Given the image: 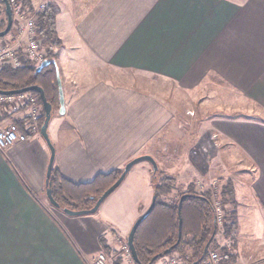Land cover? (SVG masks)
Returning a JSON list of instances; mask_svg holds the SVG:
<instances>
[{
    "label": "crops",
    "instance_id": "0c3cea01",
    "mask_svg": "<svg viewBox=\"0 0 264 264\" xmlns=\"http://www.w3.org/2000/svg\"><path fill=\"white\" fill-rule=\"evenodd\" d=\"M43 4L57 11L61 42L66 112H52L48 128L61 176L88 184L160 153L180 126L176 89L205 108L220 98L209 115L221 117L199 132L220 163L236 164L226 175L238 204L230 254L233 264H264V0H32ZM24 119L15 118L19 141L0 150V264H93L102 240L119 249L152 202L148 168L132 169L96 214L69 217L48 202L51 151ZM206 168L193 177L209 187Z\"/></svg>",
    "mask_w": 264,
    "mask_h": 264
},
{
    "label": "trees",
    "instance_id": "16d2710c",
    "mask_svg": "<svg viewBox=\"0 0 264 264\" xmlns=\"http://www.w3.org/2000/svg\"><path fill=\"white\" fill-rule=\"evenodd\" d=\"M29 11H33L32 0H19ZM5 19L7 20L5 11ZM57 11L53 6H48L44 12L38 14V27L43 38V44L56 45L60 49L61 42L56 32ZM4 24L0 26L3 31ZM51 59H56L55 55ZM38 67L31 64L21 69L4 67L0 72V91H20L32 86H38L45 92L47 101L52 105L53 112L59 111V91L57 88L56 67L51 64L37 72ZM35 95L40 105L42 102L37 93ZM44 113V112H43ZM45 120V113L39 121L41 130ZM123 169L112 171L108 174L98 175L94 181L88 184L76 185L61 176L59 171L52 168L50 177L46 180V189L50 188L54 200L60 205V209L73 211H87L94 208L101 196L113 186L121 177ZM153 197H156V205L151 215L140 225L134 239L135 249L140 264H157L160 259L171 254H178L180 257L186 251H192L190 264L207 259L214 244L217 231L213 211V203L210 194L197 195L193 191L182 194L175 203H164L161 196L170 193L165 190L166 185L170 186L172 179L159 171L153 174ZM167 188V187H166ZM222 197L224 202L237 206L235 190L232 182L228 181ZM183 198L182 204V237L179 240V214L178 205ZM231 199V201L229 200ZM236 209L229 215L228 223L224 230L226 238H230L237 229ZM215 235V236H214ZM214 236V237H213ZM206 246L208 250L205 251ZM104 251L109 248L102 240ZM224 263L233 264L235 257L228 249L223 250Z\"/></svg>",
    "mask_w": 264,
    "mask_h": 264
},
{
    "label": "rangeland",
    "instance_id": "374dc122",
    "mask_svg": "<svg viewBox=\"0 0 264 264\" xmlns=\"http://www.w3.org/2000/svg\"><path fill=\"white\" fill-rule=\"evenodd\" d=\"M2 24H4L3 30H5L7 26V20L5 19L4 14H0V26ZM15 32H17V30L14 27L12 28L10 34L7 37L0 40V44H2L3 42L11 44L12 40L16 36ZM26 39V37H23L24 42H26ZM56 52L54 54L55 56ZM165 93H168L167 89H165ZM169 98L170 103L175 106V121L180 126L176 128V131L174 135L170 137V140L168 139L167 143L165 144V147L159 149L160 153L154 152L153 154L156 160L158 161L160 171L163 172L165 176H168L172 179L171 185H166L167 188L165 187L166 191L170 189V193L162 195L160 200L164 203H175L178 201L182 194L191 191H193L197 195L210 194L212 203L221 204V206L225 210L228 223L229 215L235 209H238V204L236 203V207H234L230 203L226 204L222 197V192L228 181L231 180L229 178L227 179L226 175L232 173L236 164L227 161H224V164L220 163L221 156H218L219 148L217 149L213 144H209L208 142H206L204 136H201L200 138L199 132V129L203 122L207 121L211 117H221V115L218 114L209 115L210 112L216 113L214 107L216 104L220 103V98L207 100L213 106V108H210V106L208 108H205L203 104L205 100L198 101L195 104V101L192 100V97H190L189 93L183 90L182 92H179L176 89V92H174V94L171 93ZM225 101L228 103H236L237 100L232 97L228 98V100ZM210 109H214V111H210ZM28 113L29 110L26 108H21L19 110L14 111L11 110L10 113L6 115V118H4L5 116H0V122L2 120H5L7 123L12 122L17 124V120H15V118L18 116L26 117V119L24 120H27ZM209 159H212V163L210 162L209 164H207V161ZM223 160H227V158L225 157V159L223 158ZM208 165L210 167L212 166V172L214 174L213 179L216 178L217 180L214 181V184L212 186H209L211 187V189L207 186V184H199V179L197 177H193V175L195 174H204L207 170L206 166ZM142 166H146L148 168V173L153 178V168L148 162L139 163L133 168V171L135 172V170H138ZM226 167L229 169L230 172L227 173L228 170L226 171L225 169L226 173H222L224 172V168ZM196 182L198 184H195ZM241 197H243V195H241ZM229 201H231V199ZM245 202H248L247 198L245 199ZM226 225L221 228L216 227L217 235L212 249L209 253H215L217 249L226 246H230L229 252L233 253L235 251L237 243L235 241L234 236L226 238L224 235ZM126 246L127 239L125 243L119 246V249L112 250L108 247L109 252L103 251V253L107 256V264H136L133 258L127 252ZM171 255L177 256L182 261V264H190L192 261V251H186L183 257H180L178 254Z\"/></svg>",
    "mask_w": 264,
    "mask_h": 264
},
{
    "label": "built area",
    "instance_id": "2783aa9c",
    "mask_svg": "<svg viewBox=\"0 0 264 264\" xmlns=\"http://www.w3.org/2000/svg\"><path fill=\"white\" fill-rule=\"evenodd\" d=\"M13 13V28L17 32L15 40L11 44L3 42L0 44V72L4 67L13 69L24 68L28 64L39 67L45 60L51 59V56L57 51L56 45L43 44V38L40 35L38 27V14L44 12L48 5H40L38 8L33 7L29 11L19 0H8ZM5 11V5L0 0V14ZM26 37V42L23 41ZM2 40V39H1ZM26 108L29 110L27 119L30 120L31 128L37 130L39 121L43 115V107L40 105L38 98L31 94L25 93L20 95H0V116L10 113L11 110ZM21 135L17 124L7 123L5 120L0 122V150H5L19 141ZM215 225L221 228L226 225V212L219 203L213 204ZM230 246L221 247L215 253H209L207 259L200 264H225L223 250ZM127 252H131L126 246ZM132 257V256H131ZM107 256L101 253L93 264H107ZM158 264H182V261L175 255H168L160 259Z\"/></svg>",
    "mask_w": 264,
    "mask_h": 264
},
{
    "label": "water",
    "instance_id": "95a60500",
    "mask_svg": "<svg viewBox=\"0 0 264 264\" xmlns=\"http://www.w3.org/2000/svg\"><path fill=\"white\" fill-rule=\"evenodd\" d=\"M4 5H5V14L7 17V26L5 28V30H3L2 32H0V40L7 37L12 28H13V13H12V9L10 6V3L8 0H2ZM53 64L56 67V71H57V88L59 91V104H60V108H59V114L60 115H64L66 112V108H65V98H64V94H63V90H62V83H61V78H60V73L57 67V63H56V59H48L45 60L37 69V72H40L42 69L48 67L49 65ZM37 93L40 96L41 102H42V107L45 113V120H44V124L41 128V136L43 137V139L45 140V142L47 143V145L50 148L51 151V158H50V163L48 166V170H47V176H46V180L50 177L54 162H55V148L51 143V140L49 138L48 135V128L50 125V121L52 118V112H53V108L52 105L47 101L46 99V95L45 92L42 88L38 87V86H32L20 91H12V92H2L0 91V95H20V94H25V93ZM141 162H148L152 168H153V172L157 173L159 171V166L157 161L155 160L154 157L150 156V155H143V156H139L134 158L133 160H131L130 162H128L123 169V173L121 175V177L117 180V182L111 186L102 196L101 198L97 201L96 205L94 206L93 209L91 210H87V211H73V210H69V209H60V205L54 200L53 196H52V192L50 188L46 189V196L48 199L49 204L56 210H59L61 212H63L65 215L69 216V217H81V216H89V215H94L96 214L100 207L102 206V204L105 202V200L114 192L116 191L120 185L123 183V181L126 179V177L128 176V174L132 171V169L138 165ZM47 184V181H46ZM156 197L152 198V202L151 205L149 207V209L135 222V224L133 225L128 239H127V246L131 252V256L134 260V262L136 264H140V261L138 259V255L135 249V245H134V239H135V235L140 227V225L151 215V213L153 212L155 205H156ZM182 204H183V198L180 200L179 205H178V214H179V240L178 243L181 240L182 237V217H181V211H182ZM215 236V235H214ZM213 236V237H214ZM208 250V246H206L205 251ZM193 264H198V262H195Z\"/></svg>",
    "mask_w": 264,
    "mask_h": 264
}]
</instances>
